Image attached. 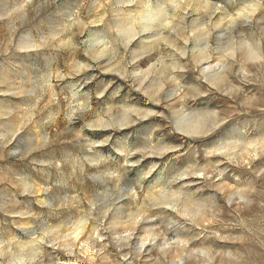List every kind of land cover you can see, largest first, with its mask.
Here are the masks:
<instances>
[{
	"label": "rangeland",
	"instance_id": "obj_1",
	"mask_svg": "<svg viewBox=\"0 0 264 264\" xmlns=\"http://www.w3.org/2000/svg\"><path fill=\"white\" fill-rule=\"evenodd\" d=\"M0 264H264V0H0Z\"/></svg>",
	"mask_w": 264,
	"mask_h": 264
},
{
	"label": "bare ground",
	"instance_id": "obj_2",
	"mask_svg": "<svg viewBox=\"0 0 264 264\" xmlns=\"http://www.w3.org/2000/svg\"><path fill=\"white\" fill-rule=\"evenodd\" d=\"M204 58H206V57H203L202 59H204ZM212 129H213V127H212ZM208 132H209V131H208ZM82 233H83V232H82ZM78 234H79V232H78ZM78 234L76 235V238H75V239H77V240H81L82 238L80 239ZM81 236H82V235H81ZM82 243H83V242H82ZM71 252H72V251H71Z\"/></svg>",
	"mask_w": 264,
	"mask_h": 264
}]
</instances>
